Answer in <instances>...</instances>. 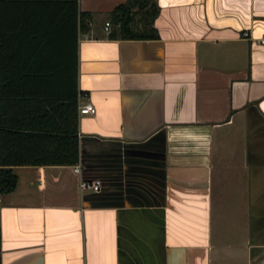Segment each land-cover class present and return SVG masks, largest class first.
Returning a JSON list of instances; mask_svg holds the SVG:
<instances>
[{"label": "crops", "instance_id": "obj_1", "mask_svg": "<svg viewBox=\"0 0 264 264\" xmlns=\"http://www.w3.org/2000/svg\"><path fill=\"white\" fill-rule=\"evenodd\" d=\"M126 1L79 0L96 111L75 163L12 165L0 264H264V0H130L134 35Z\"/></svg>", "mask_w": 264, "mask_h": 264}, {"label": "trees", "instance_id": "obj_2", "mask_svg": "<svg viewBox=\"0 0 264 264\" xmlns=\"http://www.w3.org/2000/svg\"><path fill=\"white\" fill-rule=\"evenodd\" d=\"M114 12L121 32L136 34L130 0ZM88 16L79 0H0V191L15 187L14 164L78 160V34Z\"/></svg>", "mask_w": 264, "mask_h": 264}, {"label": "built area", "instance_id": "obj_3", "mask_svg": "<svg viewBox=\"0 0 264 264\" xmlns=\"http://www.w3.org/2000/svg\"><path fill=\"white\" fill-rule=\"evenodd\" d=\"M109 25V21L105 22V27L107 28ZM96 111V106L91 101H85L83 103L78 104V112L79 113H94ZM75 170H80V164L77 163L74 165ZM80 186H89L93 189H98L100 186V179L94 178L91 180H80Z\"/></svg>", "mask_w": 264, "mask_h": 264}]
</instances>
